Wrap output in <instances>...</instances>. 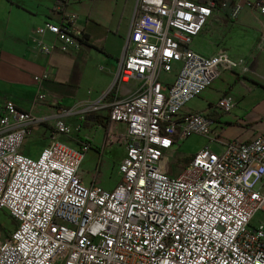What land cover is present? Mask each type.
I'll return each mask as SVG.
<instances>
[{"label": "built area", "instance_id": "built-area-1", "mask_svg": "<svg viewBox=\"0 0 264 264\" xmlns=\"http://www.w3.org/2000/svg\"><path fill=\"white\" fill-rule=\"evenodd\" d=\"M56 1L61 22L37 30L55 38L40 42L45 55L57 43L66 53L84 47L77 14L66 9L72 0ZM244 10L264 16V0H137L118 80H138L141 89L110 107V121L127 127L121 181L113 191L84 184L81 164L89 143L72 149L53 135L38 158L24 155L31 128L54 117L37 118L6 101L0 212L16 225L0 243V264H264V132L250 141L224 142L211 115L234 111L230 95L210 110L185 111L223 72H248V64L225 51L210 57L194 48L210 21L225 16L234 22ZM177 65L175 82L163 85L161 77ZM45 99L41 91L35 104ZM83 108L98 112L104 105ZM54 128L58 135L73 132L62 122ZM191 136L208 143L179 176L170 174L167 153Z\"/></svg>", "mask_w": 264, "mask_h": 264}, {"label": "crops", "instance_id": "crops-1", "mask_svg": "<svg viewBox=\"0 0 264 264\" xmlns=\"http://www.w3.org/2000/svg\"><path fill=\"white\" fill-rule=\"evenodd\" d=\"M20 1L24 3L20 5L16 0H0V120L4 114L6 101L14 102L18 110L32 112L37 118L54 117L49 123L37 124L31 128L29 136H35V143L39 146L33 150L30 148L29 151L27 147H22L21 151L26 156L38 158L42 150L53 141L54 135L63 145L72 149H80L85 143H89L91 149L85 155V159L92 152L95 158H99L98 166H101L103 160L114 161L116 155L120 156L116 161L119 168L126 156L127 127L124 124L112 123L109 112L111 104L116 100L131 99L137 96L141 89V83L138 80L130 82L118 80L119 64H121L123 50L131 32L137 0H134L130 6L129 31L127 26L124 33H120L121 21L117 23L115 20L114 3L119 0H72L66 9L77 14L76 27L83 30L86 39L84 47H81L79 51L66 53L58 49L59 43H57V49L51 55L41 53L39 46L41 41L53 44L55 38L49 33L41 37L37 34V30L48 21L54 24L61 22L59 3L56 0ZM110 6L111 11H108L107 8ZM125 14L124 11L123 15ZM248 14L264 18L249 10H244L240 18ZM225 21L230 22L225 16H219L210 21L201 36L206 35L205 31L210 25L221 28L223 25L221 23ZM260 23L264 26V21ZM198 38L194 45L198 53L211 57L219 51H225L218 50L212 44L211 36L208 34V40L205 41L204 46L199 44ZM261 39L246 59L247 73L242 71L224 73L214 83L215 88L218 89L217 92L221 94L219 99L224 95L232 97L236 95L245 99L247 94L256 87L264 90V76L258 75L252 68L257 58L264 55V33ZM176 67L174 66L170 74H173ZM45 73L50 75L47 80L41 83L34 81L35 77H41ZM178 73L179 71H176L172 77L162 76L160 82L163 85L172 84ZM225 89H229L230 92ZM41 91L46 93V99L43 103L36 105L37 95ZM94 102H101L104 108L98 112H83V105ZM62 110L68 113L58 115ZM223 115L216 113L211 117L218 123L221 122ZM58 122L64 123L73 132L70 135H58L54 128ZM223 126L216 125L218 132H221V137L225 131ZM82 164L81 177L84 184L91 185L94 182L98 185L97 177L90 179L87 176L89 173L82 171ZM170 174L176 175L171 168ZM120 176L119 172L114 185L100 187L113 191L121 181Z\"/></svg>", "mask_w": 264, "mask_h": 264}, {"label": "rangeland", "instance_id": "rangeland-1", "mask_svg": "<svg viewBox=\"0 0 264 264\" xmlns=\"http://www.w3.org/2000/svg\"><path fill=\"white\" fill-rule=\"evenodd\" d=\"M28 1V0H25ZM16 2L24 3L23 1L16 0ZM134 0H119L114 3L116 16L115 20L117 23L121 21L120 33H124L128 26V16L131 4ZM111 11V6L107 8ZM125 11V15L123 12ZM128 13V14H127ZM122 18V20H121ZM264 21V18L257 17L256 15L242 16L234 22L221 23L222 27H211V25L206 29L204 36L199 35V44L205 45L207 39V34L211 36L212 44L218 50H225V52L230 56L231 60L234 62L243 61L247 65V58L250 52L253 51L255 45L261 42V36L264 33V26L260 22ZM129 31V26L128 30ZM253 70H256L257 74L264 76V55L257 58L252 66ZM176 71H179V66L177 65L173 74L163 75V77H172ZM232 71H242L241 68H236L234 70L223 72L230 73ZM242 73H244L242 71ZM246 73V72H245ZM222 74V76H223ZM223 85V84H218ZM215 84L209 89H207L200 97L192 99L186 106L185 111H191L193 113H199L210 110V106L214 107L217 100L221 96ZM219 88V87H218ZM225 91L230 92L229 89ZM234 100L236 102V107L230 115L222 116L221 122L216 125L223 126L225 128L223 134L224 142L232 140H240V142L250 141L255 138V136L264 132V90L254 88L247 94L245 99L234 95ZM224 123V124H223ZM223 124V125H222ZM35 136H28L26 141H24L23 147H27L28 151L31 148H37V143H35ZM208 143L205 137L201 136H191L186 140H183L179 145L174 146L171 151L167 153L170 159V168L175 171V176L180 175L190 158L200 150L203 146ZM214 152L219 153L220 150L218 146L213 147ZM29 153V152H28ZM120 156L116 155L115 162L103 160L101 166L99 165L98 159L95 158L94 154L90 152L82 164V171L89 173L88 178L93 179L97 177V184L102 187L112 186L117 182L118 164L116 161ZM99 167V168H98ZM16 223L11 220L9 215L5 212H0V243L4 242L7 237L10 236L12 231L15 229Z\"/></svg>", "mask_w": 264, "mask_h": 264}, {"label": "trees", "instance_id": "trees-1", "mask_svg": "<svg viewBox=\"0 0 264 264\" xmlns=\"http://www.w3.org/2000/svg\"><path fill=\"white\" fill-rule=\"evenodd\" d=\"M86 39H84V41H85Z\"/></svg>", "mask_w": 264, "mask_h": 264}]
</instances>
